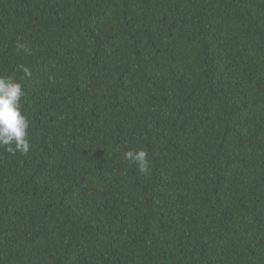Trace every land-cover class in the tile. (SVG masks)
<instances>
[{
  "label": "trees",
  "instance_id": "obj_1",
  "mask_svg": "<svg viewBox=\"0 0 264 264\" xmlns=\"http://www.w3.org/2000/svg\"><path fill=\"white\" fill-rule=\"evenodd\" d=\"M0 76V264H264V0H0Z\"/></svg>",
  "mask_w": 264,
  "mask_h": 264
},
{
  "label": "clouds",
  "instance_id": "obj_2",
  "mask_svg": "<svg viewBox=\"0 0 264 264\" xmlns=\"http://www.w3.org/2000/svg\"><path fill=\"white\" fill-rule=\"evenodd\" d=\"M23 95L19 82L11 77L0 76V147H5L10 154L19 152L27 155L31 148L28 139L29 121L21 112ZM124 158L137 165L141 173H149L150 161L145 150L127 151Z\"/></svg>",
  "mask_w": 264,
  "mask_h": 264
}]
</instances>
